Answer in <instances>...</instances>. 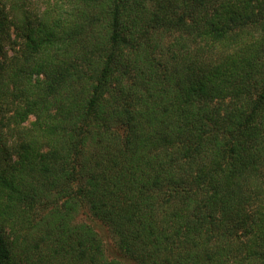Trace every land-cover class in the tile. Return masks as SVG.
I'll return each mask as SVG.
<instances>
[{"label":"trees","instance_id":"16d2710c","mask_svg":"<svg viewBox=\"0 0 264 264\" xmlns=\"http://www.w3.org/2000/svg\"><path fill=\"white\" fill-rule=\"evenodd\" d=\"M0 264H264V0H0Z\"/></svg>","mask_w":264,"mask_h":264},{"label":"rangeland","instance_id":"374dc122","mask_svg":"<svg viewBox=\"0 0 264 264\" xmlns=\"http://www.w3.org/2000/svg\"><path fill=\"white\" fill-rule=\"evenodd\" d=\"M81 219V218H80Z\"/></svg>","mask_w":264,"mask_h":264}]
</instances>
